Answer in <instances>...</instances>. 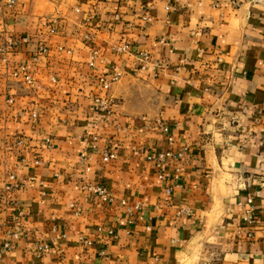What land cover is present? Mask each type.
Here are the masks:
<instances>
[{
	"label": "crops",
	"instance_id": "0c3cea01",
	"mask_svg": "<svg viewBox=\"0 0 264 264\" xmlns=\"http://www.w3.org/2000/svg\"><path fill=\"white\" fill-rule=\"evenodd\" d=\"M14 1L0 0V245L15 225L22 238L0 264H264V0ZM115 75L98 113L96 78ZM167 150L184 153L160 180L145 155Z\"/></svg>",
	"mask_w": 264,
	"mask_h": 264
},
{
	"label": "built area",
	"instance_id": "2783aa9c",
	"mask_svg": "<svg viewBox=\"0 0 264 264\" xmlns=\"http://www.w3.org/2000/svg\"><path fill=\"white\" fill-rule=\"evenodd\" d=\"M8 5H13L14 0H6ZM145 20H149V18H144ZM22 41H26V38L21 39ZM128 47L126 45H123L120 47L118 50L120 51H126ZM41 52H46V49L44 47L40 48ZM96 52L92 53L91 56V61L89 62V66L93 67L94 62L96 59ZM36 61V58L33 59ZM15 78L19 79L23 84L33 87L34 86V81L33 79L27 75L25 68L23 66H19L12 74ZM118 79V75H115L111 78H107L105 76H98L96 78V83L98 88L100 89V95L97 96L94 99L95 103V111L98 113H104L106 115H111L113 113V101L112 98L109 96V91L111 88V85ZM51 82H54V78L50 79ZM9 103H12L11 100H8ZM30 117L35 119L37 118V113L32 112L30 114ZM161 130L166 134V141L169 144V146H172L174 144V137L172 134L168 133L167 128L162 127ZM184 151H178V152H173V150H167L166 152H162L156 155L153 154H146L145 159L148 162H152L154 166L157 168V177L158 179L162 180L166 177L169 176L168 172L165 170L169 168V164L171 162H177L181 156L183 155ZM105 158L107 159H113L114 155L112 153L105 155ZM38 163V162H37ZM175 173H178V169L174 168ZM17 184L14 182V177L9 176L7 178V182L4 184V191L5 192H10L13 191L14 189L17 188ZM83 190L88 191L90 193L95 194L103 203H111L113 201V198L111 194L103 187V186H97V185H92V184H84L81 187ZM170 192V189L167 190V193ZM122 205H125V202H122ZM239 207L242 208L241 210V221L242 224L246 227H249L253 225L254 223V208L251 205V199H247L246 202L243 203H238L237 204ZM22 213L17 212L13 216L14 222H18L19 218L21 217ZM5 235L7 236V240H5L2 245H0V254H3L7 251H10L12 248L13 244H17L21 238H22V233L21 229L19 226L15 225L12 226L11 229H7L5 231ZM108 235L111 237H115L114 233L112 230L108 231ZM85 244H88L85 242ZM48 246L44 245L42 247H39L37 249V257L41 253V251L47 250Z\"/></svg>",
	"mask_w": 264,
	"mask_h": 264
}]
</instances>
